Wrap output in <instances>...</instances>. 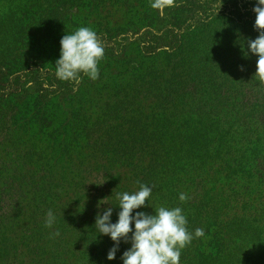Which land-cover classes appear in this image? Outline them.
I'll return each instance as SVG.
<instances>
[{
  "label": "trees",
  "instance_id": "1",
  "mask_svg": "<svg viewBox=\"0 0 264 264\" xmlns=\"http://www.w3.org/2000/svg\"><path fill=\"white\" fill-rule=\"evenodd\" d=\"M100 2L31 0V7L39 24L57 30L82 8H94ZM256 4L257 0H176L177 6L163 13L149 6L146 14L152 12V17H145L142 27L132 33L133 41L127 43L123 34L111 40L100 38L108 51L118 47L124 51L133 44L136 52L156 57L163 66L154 70V61L142 79L128 83L105 103L93 123L86 122L83 129L94 160L86 176L104 165L98 178L106 175L108 179L116 162L125 166L126 158L147 159L142 175L136 173L134 180L140 175L138 184L152 187V193L146 206L135 209L133 215L149 209L155 214L160 206L180 207L188 230L193 235L197 228L205 232L181 250L180 264H264V85L254 78L258 56L247 46L248 39L259 35L254 28ZM42 78L37 81L41 101L71 85L58 79L55 71ZM13 83L19 81L11 80L8 88ZM8 90L0 95L6 96ZM104 158L108 166L102 163ZM20 167L11 169L0 161V226L16 209L12 202L26 189L29 222L37 228L36 232L29 228V238L20 241L22 256L30 254V262L17 258L18 264H65L71 258L67 235L81 243L77 264H123L121 257L131 243L121 240L116 258L108 260L115 242L95 228L97 214L106 210L105 204L98 207L105 195L77 198L71 218L69 210L54 205L61 183L50 179L43 168L26 177ZM119 182L118 177L105 180L109 186L116 185L110 191L112 223L118 221L121 210L116 194L135 192L125 184L119 187ZM98 183L99 179L94 189ZM181 193L189 199L181 202ZM49 210L55 212L50 234L43 231L48 228ZM76 224L78 234L71 228ZM57 230L59 235L54 236ZM45 233L50 235L49 251L43 246Z\"/></svg>",
  "mask_w": 264,
  "mask_h": 264
},
{
  "label": "rangeland",
  "instance_id": "2",
  "mask_svg": "<svg viewBox=\"0 0 264 264\" xmlns=\"http://www.w3.org/2000/svg\"><path fill=\"white\" fill-rule=\"evenodd\" d=\"M31 5V0H0V91L9 89L6 96L0 95V125L5 121L0 127V161L11 169L20 165L19 172L26 177L43 168L50 179L62 185L59 196L54 197V205L69 210L71 218L75 217L74 201L77 198L83 201L89 197L93 200L102 194L104 198L111 196L109 203L102 207L107 209L113 206L110 201L114 197L110 191L116 186L107 183L118 177L122 179L119 187L125 184L137 191V181L141 179L142 165L147 163V159L140 161L137 156L126 158L125 166L116 162L113 175L108 179L104 177L106 175L98 178V171H104L101 163L103 168L86 176L94 160L83 127L86 122L91 124L96 120L105 103L112 100L116 92L125 90L128 83L142 79L154 61V70L161 68L163 63L159 65L160 60L156 57L143 56L136 52L133 44H129L124 51L120 47L110 51L105 49V55L98 64L99 78L95 81L81 74L79 84L70 81L71 85L66 90L50 93L45 101L39 99L41 84L37 81L55 71L62 37L79 27L92 28L99 38L106 36L111 40L113 35L123 34L128 37L125 39L127 43L133 41L132 33L142 27L145 17H152V12L146 14L150 0H103L94 8H82L63 29L57 30L39 24L38 18L34 19ZM11 80L19 83L11 84L10 89ZM103 160L102 163L108 166L107 158ZM139 172L137 180H134ZM97 179L99 183L94 189ZM103 184L105 187L99 190ZM22 192L24 196L26 189ZM23 196L12 202L16 209L0 226V264H18L17 258L27 262L31 260L30 254L22 256L20 241L23 237L29 238V228L33 232L37 228L29 222L30 211ZM90 208L92 212L94 202ZM151 212L152 209L146 211L148 214ZM71 228L76 234L81 231L79 224ZM52 229L44 228L43 231L50 234ZM48 233L43 240L47 251L50 249ZM69 239L67 235L65 243L70 241L67 249L71 251V258L65 264H77L81 243ZM5 244L7 250L2 246ZM15 245L18 247L14 248ZM25 250L30 252L27 248ZM38 264H44V261Z\"/></svg>",
  "mask_w": 264,
  "mask_h": 264
},
{
  "label": "clouds",
  "instance_id": "3",
  "mask_svg": "<svg viewBox=\"0 0 264 264\" xmlns=\"http://www.w3.org/2000/svg\"><path fill=\"white\" fill-rule=\"evenodd\" d=\"M151 8L163 13L166 8L175 7L176 0H150ZM253 11L256 14L254 28L259 32L255 39H248L250 52L258 56L254 78L264 85V0H257ZM60 58L55 62L56 77L63 81L81 82V74L95 81L99 78V61L105 55L104 46L98 34L90 27H79L71 34H66L61 41ZM248 55V52H245ZM241 66V71H243ZM152 193V187L140 184L133 193L121 192L116 194L118 221L111 222L113 208L109 207L98 213L95 228L99 233L110 236L115 246L108 252L107 259L114 260L121 240L131 243L121 259L123 264H180L181 250L190 245L194 238H202L205 232L202 228L191 233L187 228V219L180 207L167 208L160 206L154 209L155 214L137 211L146 206ZM181 202L189 197L181 193ZM108 199H101L98 207L107 204ZM55 223V215L49 210L45 226L51 228ZM134 223V230L133 225ZM131 233V236L129 234ZM54 236L59 235L57 230Z\"/></svg>",
  "mask_w": 264,
  "mask_h": 264
}]
</instances>
